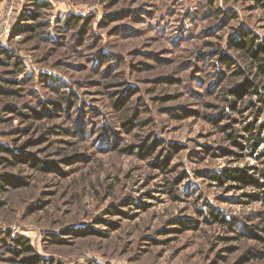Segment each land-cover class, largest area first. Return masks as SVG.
Instances as JSON below:
<instances>
[{
  "label": "rangeland",
  "instance_id": "374dc122",
  "mask_svg": "<svg viewBox=\"0 0 264 264\" xmlns=\"http://www.w3.org/2000/svg\"><path fill=\"white\" fill-rule=\"evenodd\" d=\"M249 34L255 0H0V264H264L261 189L212 177L263 182Z\"/></svg>",
  "mask_w": 264,
  "mask_h": 264
},
{
  "label": "trees",
  "instance_id": "16d2710c",
  "mask_svg": "<svg viewBox=\"0 0 264 264\" xmlns=\"http://www.w3.org/2000/svg\"><path fill=\"white\" fill-rule=\"evenodd\" d=\"M255 2L256 4H260L264 7V0H255ZM35 4L38 7L41 6L40 2L39 3L35 2ZM235 46L241 50L243 55L249 58L252 66L254 65L258 67V70H259L258 74H264V43H261V44L258 43L256 40V37L254 35L249 34V35H246L243 39H241L239 43H235ZM1 56H4V57H1ZM12 59H13V55L8 49L3 48L0 50V66L10 65ZM3 91L4 90L0 88V92L3 93ZM231 93H232V97L236 98V99L232 98L230 101L233 109H235L237 106V105L235 106L236 102L244 98L243 94L250 95V96L261 95V92L259 90V84H255L254 81L251 82L250 80H248L245 84L232 89ZM261 100L264 103L263 99ZM255 105L256 104L254 102H251V107H254ZM240 112H244V111L241 109ZM245 130L248 131L250 134V138H248L247 140L253 139L254 136H256L254 123H250L248 126H246ZM231 138H232L233 143L236 144L237 147H240L241 149L244 148V145H242V143L238 139H236L235 136L231 135ZM250 146L251 148H256L257 143H253ZM0 153L13 154V151L5 143L0 142ZM6 162L8 163L9 161L6 158H2L0 161V164L6 163ZM160 167L163 169L166 168L165 165H160ZM252 168L255 169V167H252ZM252 168L250 167L231 168V169L224 171L222 175H212V177L218 180L221 184H223L224 182L233 181L237 183L238 186H241L242 188L247 187L249 185L257 186L258 188L261 189V192L257 195L258 197L254 195H248V196L251 198L256 197L257 199L264 201V170L259 172L260 175L262 176L261 178H263V182H260L258 177H255L254 174L249 172V170H251ZM1 178L3 179L2 175H1ZM0 184H1V181H0ZM210 215L212 219L207 217L206 218L207 221L223 223V224L229 225V227L232 230H236L235 227L239 221L228 220L226 215L222 213H216L214 209L211 210ZM257 217L259 219V223L263 224L262 230L264 231V210L259 212ZM12 240L15 244V248L13 252L16 255L17 253H20V254L30 253L33 250L31 245H29V241L23 236L15 237ZM18 247L21 248L19 252H17L18 250H16ZM262 255L263 254L261 253L255 254V256H258V257H262ZM35 256L36 258H39L38 257L39 255L38 256L35 255Z\"/></svg>",
  "mask_w": 264,
  "mask_h": 264
}]
</instances>
